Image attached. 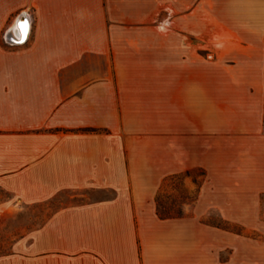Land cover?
I'll use <instances>...</instances> for the list:
<instances>
[{
    "label": "crops",
    "instance_id": "0c3cea01",
    "mask_svg": "<svg viewBox=\"0 0 264 264\" xmlns=\"http://www.w3.org/2000/svg\"><path fill=\"white\" fill-rule=\"evenodd\" d=\"M194 2L0 0V191L25 205L77 192L0 264H201L192 219L160 217L157 195L191 141L178 117L194 110L207 141L230 131L210 118L231 109L235 147L249 164L264 150V24L249 19L264 0H210L245 43L229 66L231 108L220 87L210 97L209 81L224 78L207 61L192 76V37L208 29Z\"/></svg>",
    "mask_w": 264,
    "mask_h": 264
},
{
    "label": "rangeland",
    "instance_id": "374dc122",
    "mask_svg": "<svg viewBox=\"0 0 264 264\" xmlns=\"http://www.w3.org/2000/svg\"><path fill=\"white\" fill-rule=\"evenodd\" d=\"M194 1V12L198 16L203 13L208 29L203 39L192 37V76L199 77V63L207 61L209 76L224 78L219 84L209 81L210 97L213 93L216 99L220 87L219 106L231 108L236 94L230 84L233 71L229 66L236 51L245 50L241 46L244 39L233 32L229 35L220 25L228 17L226 6L211 4L210 0L203 5L200 0ZM249 19L252 24L262 26L264 4ZM217 59L219 67L214 63ZM240 87L241 99L248 98V87ZM216 103L215 100L214 106ZM194 106L199 108V102ZM211 119L219 123L220 129L230 131L210 133L207 141L202 138V117L197 111L192 116L178 117V126L186 125L192 131L191 141L186 142L187 148L176 150V173L164 180L158 192V214L187 215L192 219L194 237H200L201 264H264V150H257L255 163L249 164V149L235 147L238 135L232 129L238 118L232 110ZM76 193L66 191L49 202L25 205L0 191V203L10 204L0 212V259L14 254L18 242L29 243L32 234L56 210L74 201L71 197Z\"/></svg>",
    "mask_w": 264,
    "mask_h": 264
},
{
    "label": "bare ground",
    "instance_id": "6f19581e",
    "mask_svg": "<svg viewBox=\"0 0 264 264\" xmlns=\"http://www.w3.org/2000/svg\"><path fill=\"white\" fill-rule=\"evenodd\" d=\"M16 25H17V30H19V28H23V31H24V34L26 35L29 31V24L28 22H26L25 24L24 23H21L20 20L16 22Z\"/></svg>",
    "mask_w": 264,
    "mask_h": 264
},
{
    "label": "water",
    "instance_id": "95a60500",
    "mask_svg": "<svg viewBox=\"0 0 264 264\" xmlns=\"http://www.w3.org/2000/svg\"><path fill=\"white\" fill-rule=\"evenodd\" d=\"M30 27V26H29ZM19 33H20V38H21V42H25L26 41V39H27V37H28V35H29V31H30V28H29V31H28V33L25 35L24 34V31H23V28L21 27V28H19Z\"/></svg>",
    "mask_w": 264,
    "mask_h": 264
},
{
    "label": "trees",
    "instance_id": "16d2710c",
    "mask_svg": "<svg viewBox=\"0 0 264 264\" xmlns=\"http://www.w3.org/2000/svg\"><path fill=\"white\" fill-rule=\"evenodd\" d=\"M160 217H162V218H171L172 216H170V215H162V214H160Z\"/></svg>",
    "mask_w": 264,
    "mask_h": 264
}]
</instances>
